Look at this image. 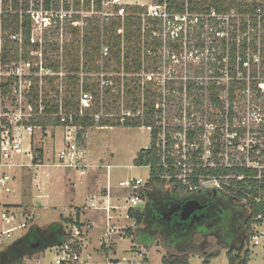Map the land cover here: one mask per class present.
Masks as SVG:
<instances>
[{"label": "rangeland", "instance_id": "1", "mask_svg": "<svg viewBox=\"0 0 264 264\" xmlns=\"http://www.w3.org/2000/svg\"><path fill=\"white\" fill-rule=\"evenodd\" d=\"M37 1L39 0H31L30 4L33 8L32 15H34L31 43L39 45V47H24L21 36L22 41L20 40L18 45H13L12 51L10 50L12 46L9 43L7 50L10 55L18 54L19 58H11L8 64H3L0 60V77L3 79L2 81H9L11 85L8 97L2 99L0 109V113L3 115L2 120H14L15 115L22 114L24 116L23 124L26 125L30 116L35 113L34 108L30 107L31 86L39 80L40 87L48 90L56 87L65 94L67 73L63 63L64 47L73 43L77 44V41L83 38L86 23L91 26L99 22L101 25L103 23L108 25L112 15H115L113 6H103L101 10H98L95 3L97 0H60L62 5L71 7V15L78 17L79 31L76 32L72 30L69 20L58 25L50 24V15L45 14L42 10H35L42 9L40 5L36 4ZM251 1L261 2V0ZM150 3V0H120L122 7L127 8L135 7V4L148 5ZM0 13H2L1 1ZM107 14L110 17H107ZM143 25L145 26V24ZM47 26L48 30H46ZM157 29V43L160 44L157 58H154L155 55L152 61L143 58V67H145V71L148 67H152L151 65L159 67V69L154 74H147L144 71L140 75L141 79L146 81L149 76L155 83L160 84L173 81L179 85L186 81H196L200 84L201 82H218L227 87L232 86L233 80L228 77L230 70L225 62L228 60V51L224 62L213 64V67H209V65L205 67L210 62L207 59L210 55L208 51L201 53L195 51L198 42L203 40L202 29L195 27L194 23L190 24V22L171 23L166 27L161 25ZM231 33L232 30L229 29V33L227 31L225 37H231ZM118 34H123V30L118 31ZM4 43L1 38L0 53ZM81 50L83 52L82 47ZM27 54L29 57L24 59V55ZM256 62L255 69L261 74V79L253 80L250 77L253 75V69L248 72L249 76L246 79L242 75V71H239L236 81H245L247 90L236 92L233 107L240 114L239 122L247 119L246 127L251 130V135L247 140L253 146L259 147V153L255 152L254 158L264 165V96H258V92L255 90L256 87H261L264 91V84H261L264 81V66H261L258 57ZM49 64L60 67V72L53 73L46 69L45 65ZM96 67H104V63L97 62ZM110 67H115V65L112 63ZM236 68L238 69V67ZM35 70L37 72H34ZM114 76L115 74L111 72L108 74H85L82 75V78L90 77L93 80L100 78L104 83L105 77ZM142 83L144 84V82ZM53 96L54 94L50 93V97ZM206 96V94L202 95L204 106L201 110L194 113L195 116L190 120L184 121L183 125L192 126L193 122L204 125L210 120V117H205L202 113L208 112L211 115L212 111H216L210 108ZM222 97L228 107V96L223 95ZM185 98L179 96L178 103L182 102L184 106L191 105L192 110L195 109L191 101H186ZM124 113V110L121 111L122 115ZM6 114H9L10 117L5 118ZM176 123L181 125L180 122ZM17 135L23 140L24 153L17 155L14 160L25 165L3 170L15 178V182L12 184L14 191L8 195L7 201L19 205L5 208L15 210L21 222L26 220L27 228L12 233L11 238L4 245H0V253L5 250L8 244L27 233L34 222L42 230H45L52 223H63V219L71 217L75 220L76 212L72 210L71 206L83 207L86 205L85 214L81 220L83 228L80 237L77 236L73 225L64 224L67 232L72 231L74 239L80 241L82 245V255L76 264H114L117 262L119 264H162V259L167 252L176 253L177 250L187 252L191 264H204V254L214 251H220V256L211 259L208 264H229L230 251L233 256L241 255L242 257L246 251H250L249 264H264V234H261L260 225H252L250 234L253 235V238L249 242H243L239 250L229 248L223 243L218 244L214 237L204 244L201 235L195 230L184 233L175 226L171 227L167 222H157L152 215L149 217L148 223L134 226L135 220L128 217L127 209H140L144 212L149 205L147 199L141 196V189L151 188L148 186L151 171L147 166L137 167L134 165L138 153L151 145V135L147 128L95 127L87 129L79 141L80 147L86 151L84 153V170L54 165L57 163L56 153L62 148L64 142L65 129L63 127H49L45 131L34 128L33 135L20 129ZM33 141L35 150L44 151V159L40 166H35L32 163L35 153L30 154L26 151L32 147ZM239 160L241 159L239 158ZM107 166L110 168L107 169ZM37 178L39 182L34 183ZM127 180L137 182L135 195L141 199V202L136 206L127 203L135 189L120 186L121 182ZM107 182L112 193V204L117 207L111 211H106L100 201L103 194H106V191L101 193L100 190L107 188ZM149 193L153 196L157 190L151 189L147 195ZM158 194L161 199L168 198L161 191ZM196 195L189 194L186 198ZM198 197H205V194L198 195ZM92 198L98 202L97 207L90 205ZM233 201L238 207L236 215L243 212L248 221L250 211L247 201ZM150 204L152 207L155 206L154 202H150ZM2 228L3 224L0 223V230ZM203 230L208 232L206 228ZM220 235L227 242L236 243L237 233L234 227L233 229L231 226L225 228ZM256 236L258 240H254ZM57 254L58 251L55 248H49L38 255L26 258L22 264H48L56 259Z\"/></svg>", "mask_w": 264, "mask_h": 264}, {"label": "trees", "instance_id": "2", "mask_svg": "<svg viewBox=\"0 0 264 264\" xmlns=\"http://www.w3.org/2000/svg\"><path fill=\"white\" fill-rule=\"evenodd\" d=\"M2 2V13H0V41L4 45L0 53V60L3 64H8L11 58L18 59L19 55H10L8 53L9 43L18 45L23 39L24 47H36L31 43L32 20L28 12L31 10V0H0ZM101 1L97 0V8L101 9ZM8 2H10L8 4ZM161 3H167L168 10L172 14L182 15L186 12L191 15H198L197 27L203 30V40L198 42L196 52H209L208 61L205 67H213V64H222L228 51L227 67L237 73L236 67L242 71L244 78L248 76V69L254 70L253 79H257L258 71L255 69L256 58L264 66V0L261 2L251 0H160ZM44 11H59L62 8L60 0H39L36 2ZM11 6V8H10ZM69 10L68 5L64 6ZM115 17L110 18L108 25L98 24L91 26L86 23L84 36L77 44L66 45L63 53V63L67 73L66 91L61 92L56 87L51 90L40 87L37 80L30 88V106L35 110V116L27 123L29 126L38 127L44 131L49 127H63L60 119L55 117L61 107L66 113L74 115V125L81 129L78 132L79 140L82 139L84 132L91 128H151V144L155 146L161 127L163 110L156 108L157 104L165 99L164 91H167L168 102L170 104L169 113L171 120L174 119L173 113L179 115L183 111V103H178L179 96L186 97L199 112L204 106L202 95L206 94L211 107L214 110L224 111L226 103L222 96L228 90L230 110L235 100L237 91H245L247 83L245 81H235L228 89L224 85L217 83H198L196 81H186L177 85L176 82H170L165 88H161L153 79H141L140 75L145 71L143 67V58L148 61L156 59L160 44L157 38L153 36L156 32V22L147 20L146 26L139 17L144 9L139 7H120L115 6ZM261 11L258 14V11ZM215 13L217 17H213ZM120 14H124L122 17ZM233 14V15H232ZM229 17L227 21L220 20V17ZM76 19V18H75ZM226 25L232 30L229 38H218L217 32L225 31ZM150 28H148V27ZM73 31H79V28H72ZM123 30V34L118 31ZM2 31V32H1ZM22 36V39L20 38ZM12 39V40H11ZM21 40V41H20ZM81 47L83 52H81ZM108 49V55L104 56V50ZM38 50V49H37ZM12 51V50H11ZM44 55L46 52H43ZM155 57L153 58V56ZM29 54L24 55L27 59ZM103 62L104 67H96L97 62ZM155 62V60H154ZM115 67H110L111 64ZM148 67L147 74H154L159 67ZM45 68L53 73H59L56 65H45ZM251 69V68H250ZM111 70V71H110ZM34 72H37L35 70ZM115 74L114 77H105L104 83L100 78L93 80L90 77L82 78V75L89 74ZM117 75V76H116ZM149 77V76H148ZM0 77V109L2 99L8 97L10 93V82H4ZM15 80H17L15 78ZM144 82V84L142 83ZM260 92V87H256ZM50 93L54 96L50 97ZM64 94V97H63ZM88 94L93 98L92 106L84 111L81 110V96ZM43 107L42 113L40 109ZM125 111L122 115L121 111ZM128 114H130L128 116ZM182 128H176L180 131ZM190 135L194 136L191 132ZM35 153L33 165H42L44 151L41 149H32ZM156 166L159 163L156 152H147L145 149L138 153L134 160L137 167ZM238 174L253 173L243 169L237 170ZM209 174H219L217 171H209ZM160 182L154 178V171L151 172V178L148 186H153ZM243 186V182L238 183ZM254 187L256 182L252 184ZM250 194H255L251 191ZM241 198L247 197L245 190L240 195ZM186 200H178L173 197L159 199L155 206L148 205L145 212L140 209H129L128 216L135 220L136 227L143 223H148L152 215L157 222H167L171 227H184L178 212H171V209ZM153 211V212H152ZM250 216L247 221L246 242L251 241L253 235L250 234L251 227L255 219L260 216L264 221V204H258L254 200L249 202ZM83 209H76V219L66 218L63 223H52L47 229L42 230L39 227H32L26 235L14 242L11 246L0 253V264H22L25 258L33 257L49 248L63 246L72 240V232H67L65 225L76 226L82 230L81 216ZM73 248L82 252L80 241L75 240ZM220 256V251H214L204 254V264H208L211 259ZM251 253L246 251L244 256H233L229 253V264H249ZM162 264H191L188 253L167 252L162 259Z\"/></svg>", "mask_w": 264, "mask_h": 264}, {"label": "built area", "instance_id": "3", "mask_svg": "<svg viewBox=\"0 0 264 264\" xmlns=\"http://www.w3.org/2000/svg\"><path fill=\"white\" fill-rule=\"evenodd\" d=\"M150 2L151 3L148 5L135 4L134 6L144 9L143 13L140 14L139 17L142 18L145 26L147 20L149 19L156 22V32L153 34L155 38H157V28L161 25L166 27L171 23L177 22V24H182L183 22H190V24L194 23V26L197 27L198 18H200L198 15H191L188 12L182 15L172 14L169 12L166 2L161 3L160 0H150ZM119 4L120 0H102L101 9L103 6H123ZM32 10L33 8H31L28 14L31 16L33 33L34 21L32 18H34V15H32ZM35 10H42L45 14L50 15L49 22L52 25H58L65 20H69L72 28H79L77 27L79 26L78 17L70 14L71 9L65 10L64 5H62V8L57 12L44 11L43 8ZM260 12L261 11L259 10L258 14H260ZM115 16L116 14L112 15V17ZM120 16L124 17L125 15L120 14ZM212 16L217 17L215 13H213ZM107 17L110 16L107 14ZM229 17L230 16L220 17L219 19L227 21ZM48 28L49 27L47 26L46 30H48ZM227 31L229 33V28L226 25L225 31L217 32L216 36L218 38H224ZM107 55L108 49L106 48L104 50V56ZM245 68L248 69V72L252 69V67ZM236 71L237 73L234 74V72L230 70V74L228 75L229 79L233 80V83L239 75V70L236 69ZM248 76L246 78H248ZM258 76L259 77L257 79L260 80L261 74L259 72ZM148 78L149 80L152 79L151 77ZM170 82L173 81L165 82L163 84L157 83V85L161 88H165V86H167ZM262 82L261 84H264V81ZM211 83L223 85L218 82ZM227 88L229 89L230 87ZM260 90L261 91L258 92V96L263 97L264 91L261 87ZM164 93L165 99L162 103H159L156 106L158 110H163L161 122L158 125L161 127V132L155 146L151 144L145 149L147 152H156L159 159V163L156 166L151 163L147 166L151 172L154 171V178L160 181L155 183L154 186L167 185L180 189L187 195L199 194L204 191H214L232 200L247 201L248 205L250 200H254L258 204H264V165H261V162L254 158L255 152L259 153V147L257 145L253 146L251 142L247 140L251 135V130H248L246 127L245 122L247 119L242 122L238 121L240 114L237 113L233 107L235 102L232 104L231 112L228 90L224 95L228 96L227 100L229 106L227 107L226 104L224 111L215 110L216 112L212 111L211 115L208 112L206 114L202 113L203 116L205 115V117H210V120H208V122L204 125L193 122L192 126L187 124L183 125V122L190 120L191 117L195 116L193 114L196 113V108L192 110L191 105L184 106L183 104V111L180 112L179 115L177 112H174L172 116L174 119L171 120L169 113L166 111L169 110L170 107L167 100V91H164ZM185 100L187 101L188 99L185 98ZM222 100L224 101L223 97ZM92 102L93 98L90 95L82 94L81 110L84 111L85 109L90 108L92 106ZM210 108L214 110L211 107V104ZM42 110L43 107L40 109V114L42 113ZM129 115L130 114H128V116ZM2 116L3 115L0 113V191L9 195L14 191L12 184L15 182V178L9 173L4 172L3 169H11L19 166L23 167L25 165L24 163H17L14 160L17 155L24 153L23 140L17 135V132L18 130L23 129L28 134L33 135L34 128L38 127L23 124L24 116L22 114L15 115L14 120H2ZM34 116V114L31 115L30 119ZM7 117H10V115L6 114L5 118ZM55 117L59 118L60 122L64 125L63 128L65 129V135L63 146L56 153L57 163H54V165L69 169L84 170V153H86V151L80 147L78 132L81 129L74 125V115L66 113L63 110V107H61L59 113ZM176 122H180L181 125H177ZM241 125L243 127H240ZM176 128L182 129L180 131H176ZM148 130L151 135L152 129L148 128ZM191 132L194 133V136L190 135ZM239 158L241 160H239ZM108 168H110V166H107V169ZM238 169H243L247 172L252 171L253 173L250 174L249 172L246 174H238ZM211 170L217 171L219 174H209L208 172ZM239 182H243V186H240L238 184ZM254 182H256L255 187L252 185ZM120 186L134 190L137 187V182L127 180L121 182ZM244 190L247 197L241 198L240 195L244 192ZM253 190L255 191V194H250ZM136 191L137 190L135 189L132 192L131 197H129L127 201V203H130L133 206H136L141 202V199L135 195ZM145 194L146 193L142 188L141 196L145 197ZM104 196L107 198L106 203L103 204L106 211H111L112 209L117 208L110 206L109 190ZM103 198L104 197H102V200ZM97 203L98 202L95 199H91L90 201V205L93 207H97ZM0 223H3L8 227L7 229L0 230V245H4L11 238V234L15 231L27 228L26 220L21 222L17 219L14 212H10L6 209L0 210ZM253 224L256 226L260 225L262 230L261 234L263 235V218L260 216L254 220ZM134 226H136V223H134ZM73 228L77 236L80 237L81 230H79L76 226H73ZM72 238V240L65 243L63 246L55 247L58 251L56 259L48 264H76L80 260L82 252L80 253L73 248L75 242L73 234ZM254 240H258V237H254ZM114 264L119 263L117 262Z\"/></svg>", "mask_w": 264, "mask_h": 264}, {"label": "flooded vegetation", "instance_id": "4", "mask_svg": "<svg viewBox=\"0 0 264 264\" xmlns=\"http://www.w3.org/2000/svg\"><path fill=\"white\" fill-rule=\"evenodd\" d=\"M207 208L203 212H199L194 215L187 222H183L184 225L181 230L184 233L195 230L202 237L204 244L209 242L211 237L218 241V244H225L227 247L239 250L246 241L247 237V220L245 219V214L243 212L240 215H236V203L223 195H218L214 197H198ZM177 212V211H172ZM237 222V223H236ZM231 226L236 230L237 240L236 243L231 241L227 242L222 239L220 233H222L225 228ZM208 229L206 233L203 229ZM201 230V231H200Z\"/></svg>", "mask_w": 264, "mask_h": 264}, {"label": "crops", "instance_id": "5", "mask_svg": "<svg viewBox=\"0 0 264 264\" xmlns=\"http://www.w3.org/2000/svg\"><path fill=\"white\" fill-rule=\"evenodd\" d=\"M33 143H34V141L32 142V147H30L28 150H26L27 152H29L30 154L32 153V149H34L35 147L33 146ZM32 163H33V158H32ZM37 166H40V165H37ZM37 183V182H39V180H38V178L34 181V183ZM108 186H109V183L107 182V188H102L101 190H100V192L102 193L103 191L105 192H107L108 190L110 191L111 189H109L108 188ZM151 189L153 190V189H156L157 190V193L155 194V195H153L152 196V194H148L147 195V193L148 192H150L151 191ZM144 191H145V198L147 199V201L149 202V204H150V202H157L159 199H161V197L159 196V192L161 191V192H163V194H165L167 197H173V198H175V199H178V200H189V199H192V198H198V195H201V194H205V197H214V196H218V195H221V194H219V193H217V192H214V191H204V192H201V193H199V194H197L196 196H191V197H189V198H186L188 195L187 194H185V193H183L180 189H177V188H174V187H170V186H167V185H153V186H151V188L150 189H144ZM103 200H102V198H100V201L102 202V204H104V203H106V197L104 196V194H103ZM7 198H8V195H6V194H4L3 192H1L0 191V210H4V209H6L5 207H12V206H15V205H19L18 203H9L8 201H7ZM93 199V198H92ZM112 200H113V198H112V193H111V191H110V206H113V204H112ZM114 207H116V206H114ZM71 208H72V210H75V212H76V209H83V214H82V216L85 214V209H86V205L85 206H83V207H72L71 206ZM6 210H9L10 212H16L15 210H13V209H6ZM127 211H129L128 209H127ZM145 212V211H144ZM16 214V217H17V219L19 220V217H18V215H17V213H15ZM82 216H81V220H82ZM112 220V219H111ZM3 224V223H2ZM34 226H36V227H39L40 229H41V227L40 226H38L35 222L31 225V227L30 228H32V227H34ZM8 227L6 226V225H4L3 224V228L2 229H7ZM30 230V229H29ZM28 230V231H29ZM28 233V232H27ZM27 233H25V234H23L20 238H22L24 235H26ZM20 238H18V239H16L14 242H16L17 240H19ZM210 241V240H209ZM14 242H11L10 244H8L6 247H5V249L6 248H8L9 246H11ZM203 243H204V241H202ZM178 252H184V253H187V252H185V251H183V250H177ZM38 255V254H37ZM26 259V258H25Z\"/></svg>", "mask_w": 264, "mask_h": 264}, {"label": "water", "instance_id": "6", "mask_svg": "<svg viewBox=\"0 0 264 264\" xmlns=\"http://www.w3.org/2000/svg\"><path fill=\"white\" fill-rule=\"evenodd\" d=\"M206 208L207 206L199 198H192L173 207L168 215H171L172 211H177L181 222H187Z\"/></svg>", "mask_w": 264, "mask_h": 264}]
</instances>
